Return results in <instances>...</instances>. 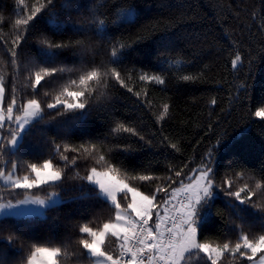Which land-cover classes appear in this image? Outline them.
<instances>
[{"label": "snow or ice", "instance_id": "6c2138e0", "mask_svg": "<svg viewBox=\"0 0 264 264\" xmlns=\"http://www.w3.org/2000/svg\"><path fill=\"white\" fill-rule=\"evenodd\" d=\"M17 4L11 32L3 34L0 25V51L7 56L6 61L0 58V264H68L69 255H75L79 264H224L225 257L239 264H264V149L259 156L240 155L233 151L227 130L208 123L209 144L195 159L183 157L180 140L164 136L160 143L180 155L170 154L160 171L151 165L136 169L113 151L127 149V144L109 142L85 126L93 105L106 99L110 90L120 87L147 97L146 85L167 83L173 60V67L183 66L168 56L158 69L129 66V52L155 36L152 28L146 36L125 27L138 20L136 3L17 0ZM58 8H74L82 19L70 23ZM260 30L264 31V18ZM168 31L163 26L154 39L159 48L171 42ZM31 38L40 45L38 55L25 54ZM67 53L72 54L71 67L65 62ZM233 55L231 67L239 72L245 57L239 50ZM2 65L11 68V75ZM65 74L68 79L58 89L42 92ZM199 78L179 76L184 82ZM247 89L245 83L235 98ZM210 103L216 105V98ZM258 104L249 114L264 122V95ZM169 113L170 104L165 102L156 121L162 124ZM52 127L54 133L49 131ZM113 132L152 143L127 122H116ZM69 191L74 193L72 201L89 203L67 243L64 237L32 243L34 229L19 220L55 221L49 214L58 212ZM104 211L107 215H102ZM213 217L233 227L208 235ZM250 217L259 220L258 232L252 230Z\"/></svg>", "mask_w": 264, "mask_h": 264}, {"label": "trees", "instance_id": "16d2710c", "mask_svg": "<svg viewBox=\"0 0 264 264\" xmlns=\"http://www.w3.org/2000/svg\"><path fill=\"white\" fill-rule=\"evenodd\" d=\"M115 3L118 0H110ZM139 13L138 20L131 26L125 25L128 31L136 34L147 29L155 30V36H150L142 45L128 54L129 66L147 65L149 68H159L160 62L166 56L180 60L170 63L169 75L165 85L148 84L147 97L143 94L136 97L124 88L116 87L110 90L106 99L93 105L85 122L87 129L95 136H107L109 142L118 145L127 144L128 148H114L121 160L129 168H142L151 165L153 169L163 170L169 163V156H179L170 147L160 143L164 136L174 137L184 145L183 157L195 159L209 144L210 134L208 123H219L227 130L228 137L233 141V151L246 157L259 156L264 149V122H261L249 112L259 106L258 101L264 95V31L260 30L264 18V0H133ZM70 4L71 0H61ZM17 0H0V21L3 34L11 32V23L19 12ZM62 19L69 22H79L82 17L73 9H59ZM85 15H87L85 13ZM168 26L171 42L165 48H159L154 39ZM96 41V37H92ZM31 47L25 49V54L38 55L40 45L35 38L29 40ZM239 50L244 59L243 68L237 72L231 67L233 53ZM161 52L164 55H161ZM66 63L71 67L72 54H66ZM0 58L7 56L0 51ZM249 60L252 67L249 70ZM6 75H11V68L2 65ZM183 74H199L195 82L179 80ZM26 75V74H25ZM53 82L43 91L49 93L58 89L66 80ZM43 83V82H42ZM247 83V93L241 92L236 99L237 89ZM140 90L139 85H135ZM216 98L217 104L210 103ZM170 104L169 118L161 124L156 121V114L162 110L163 103ZM116 122H127L140 129L146 138L128 133H114ZM55 131L54 127L49 129ZM35 135L39 136V130ZM116 140L113 141V137ZM226 163V161H225ZM256 179H259L257 176ZM70 183H78L72 182ZM147 187V186H146ZM74 195L66 192L65 203L58 212L50 213L45 222L42 217L21 218L20 223L30 225L34 229L36 240L46 242L49 238L64 237L67 243L68 234L73 231V225L79 218L88 201H72ZM257 203L261 200L254 197ZM223 207V202H219ZM98 214L100 210L97 209ZM102 215H107L104 211ZM15 219V218H14ZM254 232L259 231L260 223L255 217H250ZM59 224L56 228L54 225ZM230 224H222L218 217H213L206 229L208 235L219 233L221 229H230ZM233 238H235L233 236ZM22 242L18 241L19 247ZM74 244L75 241L73 240ZM25 250L27 243H24ZM68 264H79L75 255H69ZM194 264H199L194 261ZM224 264H239L230 257L224 258Z\"/></svg>", "mask_w": 264, "mask_h": 264}]
</instances>
